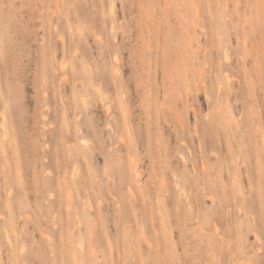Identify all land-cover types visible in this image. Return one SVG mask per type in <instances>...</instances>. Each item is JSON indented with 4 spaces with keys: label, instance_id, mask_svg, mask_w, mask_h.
<instances>
[{
    "label": "rangeland",
    "instance_id": "1",
    "mask_svg": "<svg viewBox=\"0 0 264 264\" xmlns=\"http://www.w3.org/2000/svg\"><path fill=\"white\" fill-rule=\"evenodd\" d=\"M0 264H264V0H0Z\"/></svg>",
    "mask_w": 264,
    "mask_h": 264
},
{
    "label": "bare ground",
    "instance_id": "2",
    "mask_svg": "<svg viewBox=\"0 0 264 264\" xmlns=\"http://www.w3.org/2000/svg\"><path fill=\"white\" fill-rule=\"evenodd\" d=\"M3 117V116H2ZM2 120H4V119H2ZM1 120V122H2V125H3V121ZM4 126V125H3ZM86 141H84V143H85ZM10 243V242H9ZM21 252V251H20ZM93 252H94V249H93V251H91V253L93 254Z\"/></svg>",
    "mask_w": 264,
    "mask_h": 264
}]
</instances>
